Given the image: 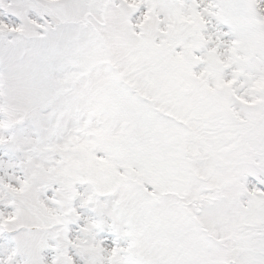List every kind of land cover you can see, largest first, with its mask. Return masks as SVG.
<instances>
[{
  "label": "snow or ice",
  "instance_id": "6c2138e0",
  "mask_svg": "<svg viewBox=\"0 0 264 264\" xmlns=\"http://www.w3.org/2000/svg\"><path fill=\"white\" fill-rule=\"evenodd\" d=\"M0 264H264V0H0Z\"/></svg>",
  "mask_w": 264,
  "mask_h": 264
}]
</instances>
